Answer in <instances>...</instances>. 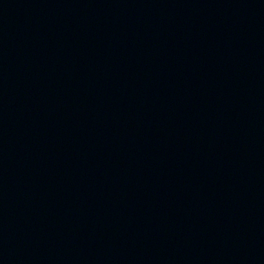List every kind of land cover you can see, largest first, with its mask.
Masks as SVG:
<instances>
[{
	"label": "water",
	"instance_id": "95a60500",
	"mask_svg": "<svg viewBox=\"0 0 264 264\" xmlns=\"http://www.w3.org/2000/svg\"><path fill=\"white\" fill-rule=\"evenodd\" d=\"M0 264H264V0H0Z\"/></svg>",
	"mask_w": 264,
	"mask_h": 264
}]
</instances>
